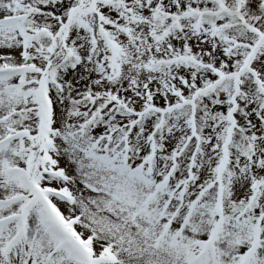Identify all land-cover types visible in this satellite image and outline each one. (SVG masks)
Returning a JSON list of instances; mask_svg holds the SVG:
<instances>
[{
    "label": "snow or ice",
    "instance_id": "1",
    "mask_svg": "<svg viewBox=\"0 0 264 264\" xmlns=\"http://www.w3.org/2000/svg\"><path fill=\"white\" fill-rule=\"evenodd\" d=\"M0 264H264V0H0Z\"/></svg>",
    "mask_w": 264,
    "mask_h": 264
}]
</instances>
